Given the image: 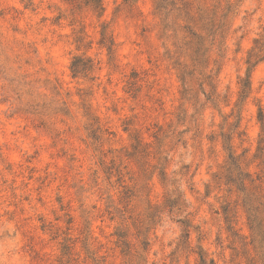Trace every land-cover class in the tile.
I'll return each instance as SVG.
<instances>
[{
  "label": "rangeland",
  "instance_id": "374dc122",
  "mask_svg": "<svg viewBox=\"0 0 264 264\" xmlns=\"http://www.w3.org/2000/svg\"><path fill=\"white\" fill-rule=\"evenodd\" d=\"M224 1L101 0L99 10L85 0H0V264H198L200 250L215 264H244L233 250L249 235L244 195L215 177L231 145L247 188L264 197V60L246 64L264 37V0H229L223 46L202 45L218 105L198 84L181 100L176 65L194 68L187 56L176 61L185 7ZM75 57L92 71L74 78ZM116 170L132 194L124 202ZM177 193L182 207L169 213L165 199ZM149 206L158 207L150 220Z\"/></svg>",
  "mask_w": 264,
  "mask_h": 264
},
{
  "label": "trees",
  "instance_id": "16d2710c",
  "mask_svg": "<svg viewBox=\"0 0 264 264\" xmlns=\"http://www.w3.org/2000/svg\"><path fill=\"white\" fill-rule=\"evenodd\" d=\"M87 5H90L93 9L102 10V3L101 0H85ZM232 4L229 0L224 1V7H213V8H196L195 11H192L188 7H185V19L186 25L183 28L185 30V35L181 41L183 43L182 47H178L177 49L179 52L176 56V61L184 57H189L192 64V69H189V66L183 62L176 63L178 66V77L182 85V92H181V100L189 103L192 99L191 93L192 89H190L191 84H198L199 87L208 88V92L202 93L205 97L206 103H209L213 106L218 105L220 102L219 95L217 94L214 88V78L210 71H206L208 68L207 59L209 56L207 55V50H203V44L208 40L211 39V45H217L218 48L223 46L228 29V16L231 11ZM220 10V11H217ZM166 29V27H164ZM184 32V31H183ZM103 41L106 42L105 34H102ZM108 42V41H107ZM195 43L198 45V49L194 52L191 51V45ZM104 44V43H103ZM106 44V43H105ZM109 46L107 47L108 53H111L112 44L109 42ZM191 52L193 54H191ZM264 60V37L261 39H255L253 47L249 50L247 54L246 64L250 67H254L257 63ZM88 62L84 63L82 59L77 57L73 58L70 65V71L74 78L80 75H86L87 73L92 71V66L87 65ZM134 84L131 83V87ZM249 91L248 83L243 84L242 91L240 95H247ZM204 103V104H206ZM195 104H198L197 99L195 100ZM258 122L261 125V143H264V111L259 113ZM238 126H235V129ZM234 134V132H233ZM240 134L238 133V136ZM223 141L228 142L230 144L231 138L227 135L222 134ZM159 135L154 133L153 138L155 139L156 143H159L160 139L158 138ZM137 146H134V150H138L140 145L136 143ZM224 150L227 151V161L222 166V172L220 176H216L215 179L221 181L224 180L225 186H234L236 190L244 195L243 208L247 214V224L249 235L247 237H242V242H240V246L238 248L234 247V257L235 259L239 260V263L244 264H264V197L260 194L255 193L252 188H247L246 183L248 181V175L243 173L241 170V166L239 164V156L234 155V151L232 150L231 145H227L224 147ZM140 154L143 151H138ZM160 158L159 160H161ZM116 175L118 176L117 182L120 184V187L123 188L121 201H125L128 199L132 194L130 190L123 185L121 181L119 171H115ZM108 177L112 175L110 169L106 172ZM160 176H164L163 172H160ZM162 180L165 179L162 177ZM122 184V185H121ZM231 191V189L229 190ZM173 194H170L167 199H165L164 205L168 206L169 213H172V210L176 208L180 210L182 207L181 196L179 193L176 194L175 198H172ZM167 203H172V205H167ZM256 204V206H254ZM158 207L149 206V216L146 218L150 220V215L157 211ZM113 219V218H112ZM137 226L134 227L136 230L135 239L138 242L139 248L142 252H146L149 246V241L147 236V225L148 221L144 223V221H137ZM184 224V222H182ZM186 226V225H185ZM117 238V243L122 248V254L125 256L131 255V251L135 250L134 245H131L127 239H125V235L121 231H117L115 233ZM186 239H189V233L186 232ZM178 248L175 250L177 253ZM136 254L137 251H134ZM138 255V253L136 254ZM140 255V254H139ZM198 256V264H215V261L211 258H208L201 250L197 253Z\"/></svg>",
  "mask_w": 264,
  "mask_h": 264
}]
</instances>
